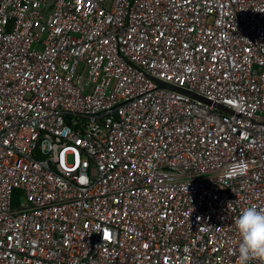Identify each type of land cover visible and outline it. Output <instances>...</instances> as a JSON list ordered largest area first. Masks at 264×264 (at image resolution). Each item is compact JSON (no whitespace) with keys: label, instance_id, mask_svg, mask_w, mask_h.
<instances>
[{"label":"built area","instance_id":"1","mask_svg":"<svg viewBox=\"0 0 264 264\" xmlns=\"http://www.w3.org/2000/svg\"><path fill=\"white\" fill-rule=\"evenodd\" d=\"M249 206L264 0H0V264H237Z\"/></svg>","mask_w":264,"mask_h":264},{"label":"clouds","instance_id":"2","mask_svg":"<svg viewBox=\"0 0 264 264\" xmlns=\"http://www.w3.org/2000/svg\"><path fill=\"white\" fill-rule=\"evenodd\" d=\"M245 168L243 161L234 162L226 171ZM239 235L237 264H250L253 259L264 261V210L256 206L244 208L234 221Z\"/></svg>","mask_w":264,"mask_h":264},{"label":"water","instance_id":"3","mask_svg":"<svg viewBox=\"0 0 264 264\" xmlns=\"http://www.w3.org/2000/svg\"><path fill=\"white\" fill-rule=\"evenodd\" d=\"M158 82L164 88L172 89V90H175L177 92L183 93L185 95L190 96L191 98H193L195 100L203 102L204 104H208V105L212 104L211 100L207 99L206 97H204V96H202V95H200V94H198V93H196L194 91H191V90H188V89H184V88L172 85L170 83H167V82H164V81H161V80H158ZM217 107L222 109V110H227V111L229 110L227 107H225L224 105H221V104H218Z\"/></svg>","mask_w":264,"mask_h":264},{"label":"trees","instance_id":"4","mask_svg":"<svg viewBox=\"0 0 264 264\" xmlns=\"http://www.w3.org/2000/svg\"><path fill=\"white\" fill-rule=\"evenodd\" d=\"M20 196H21L20 190L16 191V193H15V200H16V202H18L20 200Z\"/></svg>","mask_w":264,"mask_h":264}]
</instances>
